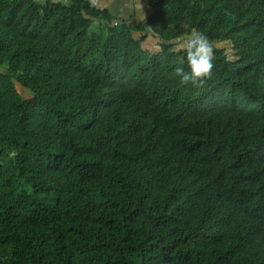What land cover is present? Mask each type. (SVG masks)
<instances>
[{
	"label": "trees",
	"instance_id": "1",
	"mask_svg": "<svg viewBox=\"0 0 264 264\" xmlns=\"http://www.w3.org/2000/svg\"><path fill=\"white\" fill-rule=\"evenodd\" d=\"M144 1L0 0V264H264V0Z\"/></svg>",
	"mask_w": 264,
	"mask_h": 264
},
{
	"label": "clouds",
	"instance_id": "2",
	"mask_svg": "<svg viewBox=\"0 0 264 264\" xmlns=\"http://www.w3.org/2000/svg\"><path fill=\"white\" fill-rule=\"evenodd\" d=\"M183 51L186 54L189 71H185L182 66L175 68L179 84L181 86L191 85L195 88L203 87L205 82L211 78L215 67L212 43L206 35L193 30L185 38Z\"/></svg>",
	"mask_w": 264,
	"mask_h": 264
},
{
	"label": "crops",
	"instance_id": "3",
	"mask_svg": "<svg viewBox=\"0 0 264 264\" xmlns=\"http://www.w3.org/2000/svg\"><path fill=\"white\" fill-rule=\"evenodd\" d=\"M100 9H107L110 14L126 20L129 24L137 21L142 23L150 10L144 0H90ZM138 34V32H136ZM153 40H155L153 38ZM156 41V40H155Z\"/></svg>",
	"mask_w": 264,
	"mask_h": 264
},
{
	"label": "rangeland",
	"instance_id": "4",
	"mask_svg": "<svg viewBox=\"0 0 264 264\" xmlns=\"http://www.w3.org/2000/svg\"><path fill=\"white\" fill-rule=\"evenodd\" d=\"M93 26L96 28L98 26V23H97V20H93ZM150 40V39H148ZM153 39H151L150 42L148 41H144L143 45L145 48H148V49H153V50H158V46H153L154 43H153ZM157 42V41H156ZM185 43V40H183L182 42H180L177 46H176V49H181L183 48V45ZM229 53L231 52L230 50H227ZM22 92H25V91H22Z\"/></svg>",
	"mask_w": 264,
	"mask_h": 264
}]
</instances>
